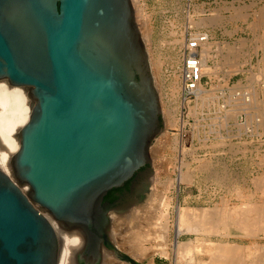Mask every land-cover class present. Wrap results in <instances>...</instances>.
<instances>
[{
  "label": "water",
  "instance_id": "95a60500",
  "mask_svg": "<svg viewBox=\"0 0 264 264\" xmlns=\"http://www.w3.org/2000/svg\"><path fill=\"white\" fill-rule=\"evenodd\" d=\"M2 80L28 89L32 114L13 176L0 169V264L59 263L47 214L83 237L72 264H107L106 254L133 264L109 241L108 216L130 212L150 185L164 129L133 1L0 0Z\"/></svg>",
  "mask_w": 264,
  "mask_h": 264
},
{
  "label": "rangeland",
  "instance_id": "374dc122",
  "mask_svg": "<svg viewBox=\"0 0 264 264\" xmlns=\"http://www.w3.org/2000/svg\"><path fill=\"white\" fill-rule=\"evenodd\" d=\"M132 1L160 96L164 124V131L151 147L153 175L148 178L150 185L134 199L150 190L161 194L169 206L171 232L168 257L156 253L131 259L133 264H175L173 248L178 204L221 209L224 203L234 210L243 201L249 203L251 199L252 203L264 205V192L256 191L258 186L255 190L252 180L259 176L264 178V0ZM204 33L210 37L207 45L211 43L212 46L208 64L215 71L210 78L205 74L201 83L212 98L208 107L202 106L197 93L193 96L185 94L180 74L187 41ZM202 49L201 45L200 54ZM246 100L247 104H252L244 106ZM195 105L196 115L191 110ZM201 160L202 163L210 161L206 162L208 170L199 169ZM218 173H223L225 184L217 182ZM23 189L29 191V186L23 185ZM239 195L245 196L246 200L240 199ZM234 228L228 232L229 236L223 231L207 236L184 234L179 240L202 242L204 239L240 246L262 245L264 248V232L254 236ZM153 246L154 242L145 244L146 248ZM118 250L131 257L122 249ZM261 250V253L253 250L252 259L264 260V249ZM194 257L192 263L189 258L184 264L207 260L199 253Z\"/></svg>",
  "mask_w": 264,
  "mask_h": 264
},
{
  "label": "bare ground",
  "instance_id": "6f19581e",
  "mask_svg": "<svg viewBox=\"0 0 264 264\" xmlns=\"http://www.w3.org/2000/svg\"><path fill=\"white\" fill-rule=\"evenodd\" d=\"M200 22L201 21H199L198 23ZM198 23L197 25H199ZM211 23L216 24V21L215 22L212 21ZM197 35L199 36H197L196 39H198L199 41L202 40L201 34H197ZM203 36L205 39V41L201 43L203 49L201 50V54L197 52V55L201 56L199 61V69L202 76L207 74L209 75L210 78L212 73L215 75L214 73L215 71L212 70V68L208 64L212 46L211 43L209 44L210 46H208L206 41L210 37L209 36H208L209 38L206 37L207 36L206 34ZM205 44L207 46L204 48ZM211 58L213 57L211 56ZM235 66L236 65H234L233 68ZM237 70L240 71L239 69ZM227 73L230 72L227 71ZM255 79L257 80V78ZM195 92L200 98V101L202 102V106L206 105L208 107V103L212 99L210 98L208 91L205 90L201 84H199ZM31 104H32V99L30 98L29 91L27 88L12 86L6 80L0 81V169H2L5 173L11 176H13L11 161L12 158L16 155V153L20 149L21 146L20 133L22 128L30 120L32 114ZM248 104H247V100L246 103L243 101L244 106L245 105L247 106ZM191 110L193 111L192 113L196 115V111H195L196 105ZM225 112L227 113V111ZM181 121H182V127L184 128L185 123L183 122V119ZM183 149L184 148H182V150ZM182 154L184 155V152H182ZM196 160L198 159L196 158ZM206 162L202 163L201 160V165L199 164L200 168L199 167L198 168L208 170L207 169L208 166L206 165ZM223 173L225 174V171ZM223 173H218L217 174L218 176L216 177L217 182H219L221 185L226 183L224 175H222ZM229 174H231V171ZM232 178L233 177H231V179ZM256 178L257 177H255V179ZM255 179H252L254 180V184L256 187V188L254 187L255 190L257 189L258 186L259 190L257 189L256 191L261 190V192L262 191L264 192V178H262V176L261 177L259 176V179L258 178L256 180ZM150 191L149 193L146 192L143 195L137 197L138 199L135 200L136 206L130 212L124 215H119L113 210L109 213L108 216L111 226V228L108 229L109 241L115 248L122 249L123 251L127 252L131 257L134 258H142L143 256L153 255L156 253H160L161 255H166L168 257L169 236L171 232V221H170L171 215L167 211L169 206L168 203L167 204L165 203V198L161 196V194L159 195L156 194L154 191L153 192ZM248 196H250L251 198L252 194ZM244 198L246 200L245 196L242 195L240 196V199H244ZM247 199H249V197ZM249 200H248L249 203H244L243 201V204L242 205L239 204L241 206L239 207L237 206L238 208L236 209L234 208V210L229 209V206L224 203H222L224 206L221 209L217 207L200 209V208H192L185 206L183 207L178 204L176 208L177 215H176V221H175L176 223L174 229L176 231V240L174 242L175 244L173 248V252H174L173 255L175 256V260H176L175 264H184L186 259L189 258H190V262L192 263L196 259L194 257L195 254L198 253L201 256H203L204 259L206 258L207 260L206 261L202 260L201 262L198 263L196 262L197 264H264V260L262 259H258V260L255 258L252 259V251L258 250L259 253L260 252L259 250L264 249L261 248L262 245L240 246L236 244L232 245L231 243H222V242L214 243L209 241L207 242L204 239H202L203 240L202 242L200 241L201 243L194 240H189L186 242H182L179 240V238L184 234L186 235L194 234V236L196 235L207 236L209 234L214 235L215 233L217 234L223 231L227 233L226 235L229 236L230 233L228 232L231 230V228L233 229V227H235L237 230L245 232V234L254 235V236L258 235L261 232H264V205L261 204L257 205L256 202L252 203ZM223 202L227 203L224 200ZM47 216L52 222V225L54 226V229L58 235V239L60 242V256H59L58 264H72V256L75 255L83 247L84 244L83 237L78 232L75 231L68 232L64 230L62 227H60L59 223L55 222L48 214ZM119 219L120 221H118ZM146 242H154L155 246L151 248H146L147 247V246L145 247ZM261 251L263 253V250ZM106 263L128 264L127 262L117 259L109 254H106Z\"/></svg>",
  "mask_w": 264,
  "mask_h": 264
},
{
  "label": "built area",
  "instance_id": "2783aa9c",
  "mask_svg": "<svg viewBox=\"0 0 264 264\" xmlns=\"http://www.w3.org/2000/svg\"><path fill=\"white\" fill-rule=\"evenodd\" d=\"M204 34H201V39H196L197 36L187 41L182 55L183 65L181 68V79L183 82V90L187 96L196 94L199 84L202 83L203 77L199 69L200 56L197 55L201 47V43L205 41ZM207 37V36H206ZM207 41V40H206Z\"/></svg>",
  "mask_w": 264,
  "mask_h": 264
},
{
  "label": "flooded vegetation",
  "instance_id": "af4514ba",
  "mask_svg": "<svg viewBox=\"0 0 264 264\" xmlns=\"http://www.w3.org/2000/svg\"><path fill=\"white\" fill-rule=\"evenodd\" d=\"M145 170V169H144ZM143 170V171H144ZM140 178V175H137L132 181L128 182L124 187L118 189L115 193H114V200L113 201H110V200H106L105 198V201H110V202H115L123 197H125L126 193L127 192H130L131 191V188L134 184V182H137V180Z\"/></svg>",
  "mask_w": 264,
  "mask_h": 264
},
{
  "label": "trees",
  "instance_id": "16d2710c",
  "mask_svg": "<svg viewBox=\"0 0 264 264\" xmlns=\"http://www.w3.org/2000/svg\"><path fill=\"white\" fill-rule=\"evenodd\" d=\"M118 189H115V190H112L106 197V200H110V201H113L115 198H114V193L117 191Z\"/></svg>",
  "mask_w": 264,
  "mask_h": 264
}]
</instances>
